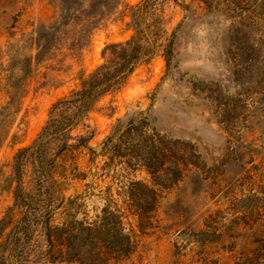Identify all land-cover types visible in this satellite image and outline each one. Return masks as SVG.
I'll list each match as a JSON object with an SVG mask.
<instances>
[{"label":"rangeland","instance_id":"1","mask_svg":"<svg viewBox=\"0 0 264 264\" xmlns=\"http://www.w3.org/2000/svg\"><path fill=\"white\" fill-rule=\"evenodd\" d=\"M141 1L123 0L79 56L60 50L28 65L36 30L57 19L59 0H0V110L15 87L21 91L1 130L9 135L0 146V243L9 246L23 219V208L15 206L16 155L33 145L53 105L105 63L104 49L130 40L139 23L154 56L72 131L70 143L89 135V146L66 152L57 142L47 146L55 172L69 174L60 185L64 200L53 203L51 226L95 222L115 203L135 237L134 252L115 264H248L249 251L264 255L258 237V229L264 231V0H153L137 17ZM135 112L167 139L193 147L198 165L176 185L159 188L157 207L142 224L124 191L132 179L150 177L101 151L117 121ZM22 170L24 191L34 195L28 155ZM29 221L33 233L21 258L47 264L45 228L32 212Z\"/></svg>","mask_w":264,"mask_h":264},{"label":"trees","instance_id":"2","mask_svg":"<svg viewBox=\"0 0 264 264\" xmlns=\"http://www.w3.org/2000/svg\"><path fill=\"white\" fill-rule=\"evenodd\" d=\"M122 1L59 0L57 19L48 25L41 24L36 30V53L26 59L28 65L44 61L60 50H67L74 57L79 56L91 44L94 31L117 11ZM152 1L143 0L135 7L137 17L148 9ZM134 26L135 35L126 42L111 44L104 49L105 63L88 77H81L78 88L53 105L50 120L33 145L21 149L16 155L13 171L17 183L15 206L23 208V219L9 236V246L6 242L0 243V264H32L28 259L21 258L33 233L32 223L26 222L31 212L35 215L34 222L43 224L45 228L47 264H115L134 252L135 237L131 231L126 232L123 214L115 203L107 204L95 222L74 220L66 229L52 228V206L55 201L64 200L60 185L68 180L69 174L56 173L54 161L46 151L51 142H57L61 152L87 148L91 136L80 135L75 143H70L72 131L100 99L120 89L140 63L154 56V43L140 29L139 23ZM28 70L31 72V69ZM27 74L26 70L22 77ZM20 92V88L15 87L9 105L0 110V146L9 135V131L4 134L1 131L5 128V117L15 109ZM101 151L111 155L112 160H123L125 169L141 170L150 177L149 182L132 179L124 191L129 209L138 216L141 224L156 209L159 188L176 185L190 171V167L198 168L194 161L197 153L193 147L167 139L140 112L119 119L102 143ZM26 155L31 158L35 169L37 191L34 195L25 193L23 188L22 169ZM258 231L259 239L264 242V231L261 227ZM250 255L253 258L248 264H264L263 254L249 251L247 257Z\"/></svg>","mask_w":264,"mask_h":264}]
</instances>
